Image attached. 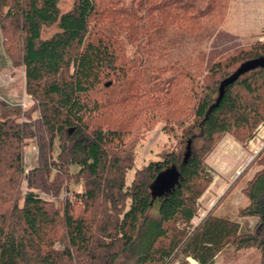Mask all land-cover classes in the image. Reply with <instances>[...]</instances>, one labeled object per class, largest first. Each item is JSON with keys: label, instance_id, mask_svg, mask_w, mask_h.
Returning <instances> with one entry per match:
<instances>
[{"label": "trees", "instance_id": "1", "mask_svg": "<svg viewBox=\"0 0 264 264\" xmlns=\"http://www.w3.org/2000/svg\"><path fill=\"white\" fill-rule=\"evenodd\" d=\"M60 1L0 0L5 55L13 68H24L26 93L40 112L25 125L0 120V264H115L121 254L133 264H174L180 258L214 264L230 246L256 249L264 264V157L242 190L249 205L239 217L258 219L252 233H242L238 222L220 218L214 208L193 225L198 200L212 180L207 156L223 136L246 144L264 123V44L218 64L215 71L223 76L198 100L195 121L181 140L183 158L178 149L166 153L137 170L128 185L134 142H127L121 128L90 124L102 108L93 95L124 70L118 47L106 38L110 30L93 33V23L101 18L113 23L119 11L113 4L102 9L98 0H76L62 12ZM55 25L58 32L44 39L43 28ZM154 102L151 108L176 106L162 97ZM38 135L50 153L59 140V163L43 152V168L30 173L29 187L39 188L37 182L51 176V165L58 171L53 187H60L64 174L77 165L86 182V190L77 194L84 207L79 214L66 203L61 216L32 191L20 206L22 146ZM56 243L63 249H54Z\"/></svg>", "mask_w": 264, "mask_h": 264}, {"label": "rangeland", "instance_id": "2", "mask_svg": "<svg viewBox=\"0 0 264 264\" xmlns=\"http://www.w3.org/2000/svg\"><path fill=\"white\" fill-rule=\"evenodd\" d=\"M75 2L61 0L59 7L66 12ZM110 4L119 11L113 23L101 18L93 23V33L98 28L110 30L106 38L118 47L124 70L110 87H102L93 95L102 108L101 117L90 124L105 129L121 128L129 136L127 142H134V166L126 179L130 185L137 170L161 160L166 153L178 149L183 158L185 145H181V140L195 121L198 100L213 80L223 76L215 71L218 64L225 65L243 51L264 44V0H98L102 9ZM56 32L57 25L43 28L42 37L48 39ZM5 39L0 30V120L13 119L25 125L37 120L40 112L26 93L24 68H13L5 55ZM158 97L173 101L175 109L151 108ZM263 135L264 123L246 144L239 143L231 134L220 138L205 161L212 180L198 200L193 225H198L214 208L220 218L238 222L242 233L254 231L258 219L240 218L239 213L249 205L242 190L261 169ZM40 137L27 138L22 146L20 206L32 191L52 204L61 216L66 203L79 214L84 207L77 194L86 190V182L78 175L77 165L69 168L68 175L64 174L60 187H53L52 183L58 173L55 165H51L49 178L43 176L37 182L39 188L29 187L30 173L43 168V152L59 163V140L56 139L50 153ZM42 185L47 188H41ZM58 231L60 234L63 230ZM54 249H63L61 243H56ZM261 262L262 255L256 249L236 251L230 246L214 264ZM133 263L132 257L121 254L115 264ZM174 264L192 263L180 258Z\"/></svg>", "mask_w": 264, "mask_h": 264}, {"label": "water", "instance_id": "3", "mask_svg": "<svg viewBox=\"0 0 264 264\" xmlns=\"http://www.w3.org/2000/svg\"><path fill=\"white\" fill-rule=\"evenodd\" d=\"M248 68H249V67H246V70H247ZM242 71H243V70H242ZM173 173H175V174H176V172H175V171H172V172H171V174H173ZM167 180H168V181H170L171 179H170V178H168Z\"/></svg>", "mask_w": 264, "mask_h": 264}, {"label": "bare ground", "instance_id": "4", "mask_svg": "<svg viewBox=\"0 0 264 264\" xmlns=\"http://www.w3.org/2000/svg\"><path fill=\"white\" fill-rule=\"evenodd\" d=\"M264 136V135H263ZM233 144V143H232ZM191 263L192 264H197V262L196 261H194V260H191Z\"/></svg>", "mask_w": 264, "mask_h": 264}, {"label": "crops", "instance_id": "5", "mask_svg": "<svg viewBox=\"0 0 264 264\" xmlns=\"http://www.w3.org/2000/svg\"><path fill=\"white\" fill-rule=\"evenodd\" d=\"M216 213V212H215ZM192 259H189V261H191ZM216 262V261H215ZM198 264V263H197Z\"/></svg>", "mask_w": 264, "mask_h": 264}]
</instances>
